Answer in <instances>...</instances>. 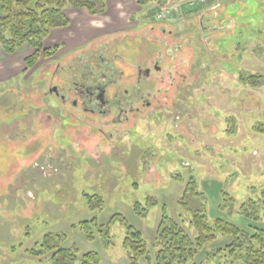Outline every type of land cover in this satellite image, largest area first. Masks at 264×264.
<instances>
[{
    "label": "rangeland",
    "instance_id": "374dc122",
    "mask_svg": "<svg viewBox=\"0 0 264 264\" xmlns=\"http://www.w3.org/2000/svg\"><path fill=\"white\" fill-rule=\"evenodd\" d=\"M108 2L110 10L93 18L99 27L91 43L71 52L55 38L72 35L71 26L55 28L44 40L45 47L59 46L53 57L24 73L22 53L31 49L24 45L0 75V264H51L26 248L65 221L84 220L86 194L104 199L99 222L121 213L150 248L163 214L188 226L197 208L211 221L264 229V0H235L220 18L207 17L205 28L191 19L178 28L181 37L162 31L166 21L136 0ZM77 9L66 8L74 32ZM99 62L121 74L111 95L134 89L137 67H150L153 74L141 84L152 106L114 124L50 92L57 86L67 99L75 97V85ZM250 75L258 85L240 81ZM136 202L144 214L134 211ZM66 231L83 233L72 225ZM124 233L119 222L111 225L108 251L121 258L114 264H126ZM230 239L219 235L204 249L212 253Z\"/></svg>",
    "mask_w": 264,
    "mask_h": 264
},
{
    "label": "trees",
    "instance_id": "16d2710c",
    "mask_svg": "<svg viewBox=\"0 0 264 264\" xmlns=\"http://www.w3.org/2000/svg\"><path fill=\"white\" fill-rule=\"evenodd\" d=\"M136 3L150 7L152 15L169 5L168 0H136ZM69 6L84 8L91 15H102L108 9L107 0H0V44L3 50L13 54L24 45L33 49L25 58L24 73L36 66L42 57L49 59L58 51V45L45 47L44 40L53 29L71 24L66 14ZM257 79V75L240 77L241 82L254 85H258ZM190 185H186L185 194H188ZM185 194L180 200L184 205L185 202L181 201H184ZM86 195L90 210H103L105 202L101 196ZM133 209L142 214L146 211L139 202L135 203ZM178 215L182 216L180 213ZM181 221L184 223L163 214L151 248L142 232L118 212L105 223L93 217L76 226L87 239L99 237L109 245L113 242L111 225L119 222L125 229L123 247L130 264H139L144 258L149 264H264V229L252 232L221 218L211 221L200 208L191 213L188 226L185 219ZM219 235L230 237V242L209 253L204 248L215 242ZM68 238L67 231H48L40 241L27 249V253L38 258L47 257L51 264H103L98 251L81 252L78 246H65ZM200 253L206 255L205 260H198Z\"/></svg>",
    "mask_w": 264,
    "mask_h": 264
},
{
    "label": "crops",
    "instance_id": "0c3cea01",
    "mask_svg": "<svg viewBox=\"0 0 264 264\" xmlns=\"http://www.w3.org/2000/svg\"><path fill=\"white\" fill-rule=\"evenodd\" d=\"M183 1L184 0H168L169 4H171V3H180V2H183ZM232 3H235V0H220L219 2L212 0V1L208 2L207 4L202 5V6L198 7V8H196V9H191V8H188V7L184 6L182 14L174 16L172 19L170 18L169 21L167 20L165 25H163L161 27V30L162 31H166V30L168 31L169 30L168 31L169 35L172 36L175 33V34L180 35L179 37H181V35L183 33H179V30H178V28H180V25L183 24V25L187 26L186 24L189 22V20L193 19L195 21L196 18L199 19L200 27L202 26L203 28H205L204 20H206L207 17H210L211 19H214L215 17L220 18L221 13L225 9L224 7L226 5L232 4ZM81 9H84V8H81ZM109 10H110V4L108 2L107 12ZM141 11H142L141 9H138L137 10V12H138L137 14H139ZM102 15H104V14H102ZM74 17H76L75 18V21H76V23H75V26H76L75 32H74L73 29H71L72 25L74 23L73 22L74 18L72 20V18L69 16V18L71 20V24L69 26L60 27V28H65L66 29V28L71 26L69 28V32L72 35L69 36V33H66V34L59 35L58 38L55 37L57 39L56 40L57 41L56 44H61L65 49L70 48L71 52H73L75 50H78L80 48H83L86 45H88L89 43H91L93 40H95V37H97V34H96V36L93 35V33H94L93 30H95L97 27H99V25H98L99 23L97 22V19H93V18L98 17V16L91 15L86 9H84L83 11H81L80 9H77L76 13H74ZM187 32H189V29H187V31L184 32V33H187ZM74 33H76L75 36L73 35ZM185 40L189 41L186 38L184 39V41ZM188 44H190V43H188ZM53 45H55V44H53ZM177 47L180 48L181 45H175L176 50H178ZM32 52H33L32 48L31 49H24L23 53H22L23 54L22 55V61H24L25 58L27 57V55L31 54ZM16 54H17V52H15L13 54H7L3 50L2 46L0 45V75H4L6 72H8L9 68L12 67V65L16 64V62H15V60L17 59ZM24 56H26V57L24 58ZM22 68L24 69L25 67L22 66ZM83 207H84V209L81 211V214L84 217V220H89V219H92L93 217H97L98 220H99V217L95 214L97 211L90 210L88 208V206H87V201H86V204L83 205ZM72 222H73V220H71V219L69 220V222L65 221L60 226L61 229L53 230V231H63V229H65L64 231H66V229L68 227H70L71 225L73 227L78 225L77 223L71 224ZM100 223H105V221L101 220ZM65 224H67V225H65ZM43 235H42V237H43ZM77 235H78V238L85 244V248L81 252L98 251L100 253V255H101V259H102L103 264H114L113 262H116V261L121 259V258H117V260H116V258L113 257L112 255H110V253L108 251L110 249V247L112 245H114L113 242L111 244H109V245L108 244H103L102 240L99 237H97L94 240H89V239H87V237H86V235L84 233H77L75 235H69V238L65 242V246H68V247H70V246H78L77 245V240L78 239L76 240V238H75ZM38 241H40V240L35 241V243L38 242ZM29 247H31V246L28 245V248ZM28 248H26V250ZM122 258L124 259L122 261V263L124 262L126 264H130L127 256L126 257H122ZM139 264H149V262H148L147 259H141Z\"/></svg>",
    "mask_w": 264,
    "mask_h": 264
},
{
    "label": "flooded vegetation",
    "instance_id": "af4514ba",
    "mask_svg": "<svg viewBox=\"0 0 264 264\" xmlns=\"http://www.w3.org/2000/svg\"><path fill=\"white\" fill-rule=\"evenodd\" d=\"M100 57L103 60V57ZM105 62L103 60V63ZM106 64L102 65L99 62L97 68L86 69L90 78L75 85V97L67 99L57 89V86L51 87L50 92L55 93L63 103L70 102L83 113L98 114L105 118H112L111 121L114 124L129 121V114L133 112L143 115L145 108L152 106V101H146V89L141 84L143 81L146 82L147 77L153 74L150 67H137V85L134 89L126 88L122 92L115 90L111 95L110 88L120 83L121 74L112 65ZM156 66L159 69V66ZM113 107L118 109V113L115 116H112L114 113Z\"/></svg>",
    "mask_w": 264,
    "mask_h": 264
},
{
    "label": "built area",
    "instance_id": "2783aa9c",
    "mask_svg": "<svg viewBox=\"0 0 264 264\" xmlns=\"http://www.w3.org/2000/svg\"><path fill=\"white\" fill-rule=\"evenodd\" d=\"M209 0H186L185 3L191 7L198 6L203 3H207ZM181 5L180 4H175L171 7L164 8L163 10H160L156 18L159 20H165L169 16H171L173 13H177L181 11Z\"/></svg>",
    "mask_w": 264,
    "mask_h": 264
}]
</instances>
